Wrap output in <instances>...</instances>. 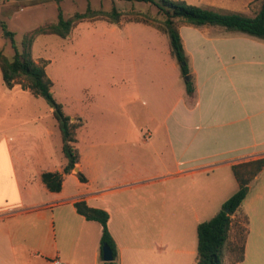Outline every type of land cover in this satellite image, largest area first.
I'll list each match as a JSON object with an SVG mask.
<instances>
[{
    "label": "crops",
    "instance_id": "crops-1",
    "mask_svg": "<svg viewBox=\"0 0 264 264\" xmlns=\"http://www.w3.org/2000/svg\"><path fill=\"white\" fill-rule=\"evenodd\" d=\"M185 1L249 16L256 15L263 3ZM177 26L195 90L187 92L179 63H174L173 75L160 68L159 73H149L152 87L138 89L144 94L138 100L147 97L142 101L145 110L139 105L133 109L136 116L147 113L148 136L139 135L143 126L137 124L129 125L125 135L115 114L108 113L116 111L114 106L88 104L69 112L64 108L72 121H82L76 134L81 157L59 191L49 190L42 180L44 171H63L65 164L62 140H56L57 121H45L53 116V109L45 116L40 97L21 83L9 88L3 80L1 95L23 93L27 97L25 103L7 108L29 114L0 123V264H52L55 258L63 264H101L103 226L79 213L78 201L108 211L120 264H148L149 251L123 244L112 225L114 215L125 222L131 215L127 202L132 191L150 192L148 199L154 200V184L173 175L194 178L215 168L232 170L234 164L264 158V39L216 24L178 22ZM5 109L0 105L1 112ZM229 188H233L232 181ZM190 208L198 219L196 205ZM241 212L248 218L243 259L235 260L231 237L224 245L229 252L223 250V263L227 259L229 264H264V168L251 182ZM49 221L53 231L47 226ZM255 222L259 225L253 226ZM191 264H197V253Z\"/></svg>",
    "mask_w": 264,
    "mask_h": 264
},
{
    "label": "rangeland",
    "instance_id": "rangeland-1",
    "mask_svg": "<svg viewBox=\"0 0 264 264\" xmlns=\"http://www.w3.org/2000/svg\"><path fill=\"white\" fill-rule=\"evenodd\" d=\"M89 4L110 16L114 9L122 15L116 21H111L106 14L83 19L67 36L38 34L32 42L33 58L46 64L53 80L54 96L67 112L88 104L114 106L116 111L108 113L115 114L117 125L124 128L125 135H128L129 125L137 124L143 126L139 135L148 136L147 113L136 116L133 112L138 105L145 110L142 101L147 97L141 96L138 100V95H144L139 94L138 89L152 87L149 76L152 71L159 73L160 68L167 75H173L174 63L177 66L179 63L169 53V36L157 34L153 29H158L164 19L154 4L139 0H0V50L9 58L14 54L10 39L4 35L2 21L15 32L16 43L22 49L24 35L39 25L56 22L60 8L65 17H69L76 11H84ZM3 85L0 69V87ZM176 88L177 85L173 86L174 91ZM26 99L23 93L14 96L0 93V105L6 106L0 111V123L27 117L28 112L7 108L12 103L23 104ZM39 99L46 116L50 106L44 97ZM46 119L55 120L54 116ZM58 132L56 140L60 142L59 128ZM231 181L232 189L229 188ZM200 185L202 190L197 189ZM237 187L229 167L215 168L194 178L176 174L154 184V200L148 199L150 192L132 191V198L127 202L131 215L126 222L114 215L112 225L123 244L149 251L148 264H191L196 260L198 222L220 210L222 199ZM190 205H196L198 219L191 215ZM234 220L238 227L231 229L229 238H234L235 231H240L245 222L243 215ZM47 226L53 231L52 221ZM223 250L228 253V245ZM225 264H229L227 259Z\"/></svg>",
    "mask_w": 264,
    "mask_h": 264
},
{
    "label": "trees",
    "instance_id": "trees-1",
    "mask_svg": "<svg viewBox=\"0 0 264 264\" xmlns=\"http://www.w3.org/2000/svg\"><path fill=\"white\" fill-rule=\"evenodd\" d=\"M60 1V0H59ZM154 4L158 12L164 16L163 23L157 26L158 30L166 33L170 38L171 53L180 64L181 74L184 77L186 90L192 93L195 90L193 76L189 66V60L185 51L182 37L177 23L185 22L193 25L216 24L231 30H238L264 39V0L259 12L249 16L240 12H225L211 8L187 3L185 0H139ZM106 14L111 21H116L122 13L116 9L110 16L106 11L93 9L90 4L84 11H76L73 15L65 17L63 10L59 9L58 20L39 25L28 31L22 40V49H19L15 32L8 29L7 24L2 21L4 35L11 41L14 54L11 58L0 50V68L4 83L12 88L21 83L28 87L35 97H44L53 109V116L57 121L62 144L61 156L64 160L63 171H44L42 180L51 191H59L62 188L65 176L70 173L79 162L81 154L76 145L77 129L82 121H72L71 116L65 111L62 102L58 101L53 93V80L47 73L46 64L40 63L33 58L32 42L38 34H57L67 36L71 29L79 21ZM264 168V158L244 161L232 166L233 173L238 181V189L227 198L221 209L210 219L202 221L197 226L198 246L197 264H224L223 247L227 242L230 231L238 224L234 218L243 215L244 224L241 230L235 231L234 240L230 246L235 260H242L244 256V242L248 231V218L241 212V205L246 198L251 182ZM85 179L82 173L79 174ZM77 211L87 219L97 220L103 226L101 236L102 246L107 243L114 255L111 261H102L101 264H120L117 260V244L109 227V213L105 209L91 207L85 201L76 202Z\"/></svg>",
    "mask_w": 264,
    "mask_h": 264
},
{
    "label": "water",
    "instance_id": "water-1",
    "mask_svg": "<svg viewBox=\"0 0 264 264\" xmlns=\"http://www.w3.org/2000/svg\"><path fill=\"white\" fill-rule=\"evenodd\" d=\"M102 256L104 261H111L114 259L113 251L107 243L102 246Z\"/></svg>",
    "mask_w": 264,
    "mask_h": 264
},
{
    "label": "built area",
    "instance_id": "built-area-1",
    "mask_svg": "<svg viewBox=\"0 0 264 264\" xmlns=\"http://www.w3.org/2000/svg\"><path fill=\"white\" fill-rule=\"evenodd\" d=\"M52 264H63V263L59 258H55L53 259Z\"/></svg>",
    "mask_w": 264,
    "mask_h": 264
}]
</instances>
